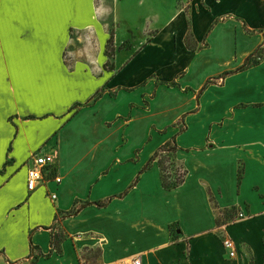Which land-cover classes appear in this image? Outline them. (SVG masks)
I'll return each mask as SVG.
<instances>
[{
    "label": "crops",
    "instance_id": "0c3cea01",
    "mask_svg": "<svg viewBox=\"0 0 264 264\" xmlns=\"http://www.w3.org/2000/svg\"><path fill=\"white\" fill-rule=\"evenodd\" d=\"M106 1L0 0V264H264V0Z\"/></svg>",
    "mask_w": 264,
    "mask_h": 264
},
{
    "label": "built area",
    "instance_id": "2783aa9c",
    "mask_svg": "<svg viewBox=\"0 0 264 264\" xmlns=\"http://www.w3.org/2000/svg\"><path fill=\"white\" fill-rule=\"evenodd\" d=\"M33 166L28 170L27 178V189L29 192L36 191L40 186H43L48 181V174H52L58 165L59 156L57 153L36 155L32 158ZM54 181L57 184L62 182L60 177H55ZM49 196L52 200L57 199V194L49 193ZM245 215L243 212H238L237 216L232 219V221H237L244 218ZM224 247L228 252L230 258H235L237 256V247L235 242L231 238L224 239ZM118 264V263H112ZM128 264H143L141 258L133 259L128 262Z\"/></svg>",
    "mask_w": 264,
    "mask_h": 264
},
{
    "label": "rangeland",
    "instance_id": "374dc122",
    "mask_svg": "<svg viewBox=\"0 0 264 264\" xmlns=\"http://www.w3.org/2000/svg\"><path fill=\"white\" fill-rule=\"evenodd\" d=\"M111 0L106 1L107 4H110ZM99 4L101 5V2H99ZM104 22H111V16H108L105 20H103ZM78 37V38H77ZM71 38L72 41L69 44V46L65 49V51L63 52V59L66 62V64L68 65H74L75 60L78 58H88L89 57V52L85 50L84 46L83 49L82 45L83 43H87V42H94L95 41V37L93 35L92 40L90 39V36L87 37L85 40L80 39V34L78 35L75 30H72L71 32ZM111 38H112V34H111ZM113 41L110 39L107 49L105 51L106 55L111 59L115 54H116V49L113 47ZM90 53L94 54L96 57H98L100 55L101 52L97 51V50H92ZM162 160L164 161V165H165V173L166 176H171V178H168V181H175V179L181 175H184V171L182 170V168L178 167L175 164L174 159H172L173 162H171V159H169V154H164L162 157ZM168 160V161H166ZM173 163V165H172ZM234 214H238V212L236 213V211L234 212ZM92 257L93 258H97L98 257V252L97 250L93 251L92 253Z\"/></svg>",
    "mask_w": 264,
    "mask_h": 264
},
{
    "label": "trees",
    "instance_id": "16d2710c",
    "mask_svg": "<svg viewBox=\"0 0 264 264\" xmlns=\"http://www.w3.org/2000/svg\"><path fill=\"white\" fill-rule=\"evenodd\" d=\"M112 38H113V34H112ZM111 38V40H112ZM191 37L189 36L188 37V45L190 44L191 46ZM262 61H264V43L263 45H261L258 50L253 53L245 62V64L242 66L241 70H245L247 68H250V67H253V66H256L258 64H260ZM177 151V147L176 145L173 146L172 144H167L166 146H164L162 148V150L156 155V158L160 157L161 153L163 152H167L169 154V159H171V162L172 159H174V154L175 152ZM168 161V160H166ZM173 165V163H172ZM160 166L162 168V171H163V185L166 189H174V188H177L179 187L183 182H184V179H185V174L186 172H184V175L181 176L179 175L175 181H168V178H171V176H166V169H165V165H164V161L160 160Z\"/></svg>",
    "mask_w": 264,
    "mask_h": 264
}]
</instances>
